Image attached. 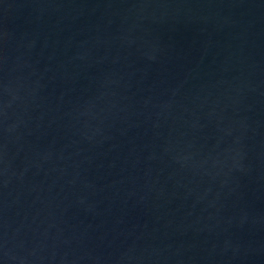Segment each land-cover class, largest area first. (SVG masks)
I'll return each instance as SVG.
<instances>
[{
	"label": "water",
	"instance_id": "water-1",
	"mask_svg": "<svg viewBox=\"0 0 264 264\" xmlns=\"http://www.w3.org/2000/svg\"><path fill=\"white\" fill-rule=\"evenodd\" d=\"M0 264H264V0H0Z\"/></svg>",
	"mask_w": 264,
	"mask_h": 264
}]
</instances>
